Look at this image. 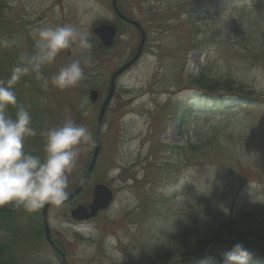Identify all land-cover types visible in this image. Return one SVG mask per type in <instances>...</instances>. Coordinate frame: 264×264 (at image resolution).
I'll use <instances>...</instances> for the list:
<instances>
[{
	"label": "rangeland",
	"instance_id": "374dc122",
	"mask_svg": "<svg viewBox=\"0 0 264 264\" xmlns=\"http://www.w3.org/2000/svg\"><path fill=\"white\" fill-rule=\"evenodd\" d=\"M5 2L0 3V26L9 31L8 46L17 58L34 51L33 33L40 27L72 24L90 38L96 24L113 16L108 1ZM122 4L147 32L144 54L118 80L97 167L74 204L89 203L100 182L111 187L115 197L108 210L85 223L71 220L72 205L50 208L51 227L68 264H159L166 244L188 228L204 233L212 226L217 231L218 220H237L247 213L254 214V221L247 227L243 218L241 227L264 233V0ZM120 37L117 52L99 50L92 57L74 46L56 57L51 72L49 65L42 69L50 80L79 59L84 79L74 88L59 90L49 83L28 90L26 82H20L25 97L34 94L30 104L44 114L45 130L70 117L91 133L69 174L68 192L81 180L94 148L103 99L92 104L89 91L106 93L112 72L139 44L140 35L131 24ZM4 38L0 43L8 41ZM112 52L113 57H102ZM200 91L226 99L210 108L198 105L196 115L179 128L176 117L182 104ZM36 136L43 139L40 133ZM250 184L258 187L250 192ZM109 237L115 238V245ZM251 245L243 247L264 264V249ZM233 246H222L223 259ZM207 264L223 263L211 258Z\"/></svg>",
	"mask_w": 264,
	"mask_h": 264
},
{
	"label": "clouds",
	"instance_id": "9594fccd",
	"mask_svg": "<svg viewBox=\"0 0 264 264\" xmlns=\"http://www.w3.org/2000/svg\"><path fill=\"white\" fill-rule=\"evenodd\" d=\"M33 40L34 51L20 56L10 77L0 81V207H22L28 212L47 204L61 205L68 198L69 174L76 167L82 146L92 139L87 127L69 117L40 133L43 157L24 150L25 139L37 132L29 109L18 103L14 86L23 77L34 75L45 88L49 83L59 90L74 88L84 79L79 59L61 67L50 80L42 69L54 63L63 50L92 47L89 35L72 24L40 27L33 33ZM8 44L3 41L5 47ZM257 187L250 184V192ZM108 240L115 245V238ZM251 255L237 243L224 254L223 264H248Z\"/></svg>",
	"mask_w": 264,
	"mask_h": 264
},
{
	"label": "trees",
	"instance_id": "16d2710c",
	"mask_svg": "<svg viewBox=\"0 0 264 264\" xmlns=\"http://www.w3.org/2000/svg\"><path fill=\"white\" fill-rule=\"evenodd\" d=\"M2 2L6 3L5 0H0V3ZM4 34V39L9 41L11 39L9 31L0 26V40L3 39ZM7 48L9 46L4 47L2 41L0 43V54H2L0 55V81H6L11 75L10 68L13 62L12 57L4 53ZM6 75L8 77L4 78ZM28 78L32 79L34 83L32 86L39 85L34 75H28ZM28 84L30 85L31 82ZM23 96L22 92L17 91L18 99ZM31 104L34 108L29 106L28 109L32 115L33 127L37 133H41L45 130L41 116L34 103ZM187 111L190 112V109ZM24 150L43 157V139L37 136L26 138ZM247 216H242L237 220L231 217H227L224 221L218 220L217 224H221L218 231H215L212 226L204 233L188 228V233L175 236L177 239L173 243L166 244L169 246L165 248L163 256L159 257V264H207L211 258L222 257V250L219 248L222 244L250 245L260 242L264 245L262 231L241 227L243 218H247L245 221L247 227L254 221V214ZM42 236L43 225L40 209L28 212L22 207H0V264H55L53 261L55 257L52 254H42L36 248ZM250 237L253 238L247 240ZM213 241H215L214 244ZM156 249L160 252V248Z\"/></svg>",
	"mask_w": 264,
	"mask_h": 264
},
{
	"label": "water",
	"instance_id": "95a60500",
	"mask_svg": "<svg viewBox=\"0 0 264 264\" xmlns=\"http://www.w3.org/2000/svg\"><path fill=\"white\" fill-rule=\"evenodd\" d=\"M108 29H111V31L108 32V33L109 34H113V32H112L113 28L112 27L108 28V26H100L95 31L98 32L103 37L102 32L106 31ZM109 34H108V37H110ZM140 52H141V49L138 52V55L140 54ZM123 69L118 71L114 75L113 78H115L117 76V74L120 73ZM114 85L115 84H114V79H113L112 83H111V86H110V89H109L108 96H107V98L105 99V101H104V103L102 105V108H101V111H100V114H99V117H98V122H97V127H96V147L94 149V152H93L91 161L89 163L88 169H87V171L85 173V176H84L81 184L70 195H68V198L63 203L72 200L84 188V186L86 185V183H87V181L89 179V176H90L93 168L95 167V164H96L97 159H98L99 151H100V127H101L102 119L104 117V113H105V110L107 108V105H108L109 101L111 100L112 95L114 93ZM95 94H96V92L92 93V95H95ZM94 99H95V97H94ZM110 201H111V193L109 192V190H105L101 185H97L96 189H95V198L93 200V203L90 204L89 207L79 206L77 209H74L73 212H72L73 217L75 219H82V218H85V217L94 216L100 209L106 208L109 205ZM51 205L52 204L45 205L43 207V210H42L44 224H45V233H46V236H47V238L49 240H50V231H49V227H48V224H47V208L49 206H51ZM88 209L91 210L89 213H88ZM51 244L56 249H58L57 246H55L53 244V242H51ZM59 252L61 253L62 263L66 264L65 263L64 254L60 250H59Z\"/></svg>",
	"mask_w": 264,
	"mask_h": 264
},
{
	"label": "bare ground",
	"instance_id": "6f19581e",
	"mask_svg": "<svg viewBox=\"0 0 264 264\" xmlns=\"http://www.w3.org/2000/svg\"><path fill=\"white\" fill-rule=\"evenodd\" d=\"M12 51V47H10L9 46V48H7L6 49V52H4V53H10ZM0 55H2V54H0ZM218 231V230H217ZM51 242H53V244L55 245V246H60V242H59V240L57 239V237H56V235L55 234H53V235H51L50 236V240L47 238V237H45V236H42L41 238H40V240L38 241V243H37V245H36V248L42 253V254H48V252H47V247L49 246V245H51ZM213 243H215V241H213Z\"/></svg>",
	"mask_w": 264,
	"mask_h": 264
},
{
	"label": "flooded vegetation",
	"instance_id": "af4514ba",
	"mask_svg": "<svg viewBox=\"0 0 264 264\" xmlns=\"http://www.w3.org/2000/svg\"><path fill=\"white\" fill-rule=\"evenodd\" d=\"M110 1H111V4H112V0H110ZM118 5L120 6V9H121L122 12H124V13L127 12V10L125 9V7L122 4V0H118ZM111 9L114 10L113 5L111 6ZM128 12H130V11H128ZM112 22L116 23V25L119 26V30H124L125 27L128 26V25H125L122 21H120L119 18L116 15L113 17ZM92 41H94L95 44L100 42V44H98V45L100 47H103V45L101 44V39L99 37L94 36ZM112 48H115V46H112L111 49ZM109 57H113V55L109 54Z\"/></svg>",
	"mask_w": 264,
	"mask_h": 264
}]
</instances>
